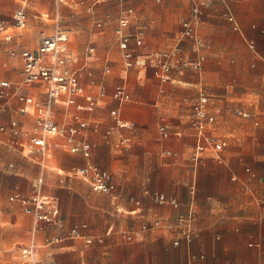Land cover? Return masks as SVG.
Wrapping results in <instances>:
<instances>
[{"label": "crops", "instance_id": "1", "mask_svg": "<svg viewBox=\"0 0 264 264\" xmlns=\"http://www.w3.org/2000/svg\"><path fill=\"white\" fill-rule=\"evenodd\" d=\"M21 1V8L12 16V10L19 5L17 0H0V23L4 22L7 27L6 31H0V40L7 44L12 43L15 37L10 31L12 26L8 25L12 21L11 16L17 23V12L21 9L26 11L29 0ZM54 1L56 17H60L63 4L80 2ZM220 1L223 4L212 1L207 7L206 15L196 25L193 37L183 36V21L190 15L182 19L180 35L165 51L180 46L190 56L182 41L194 39V54L190 57L193 60L202 58L203 61L200 68L189 67L183 72L174 70L168 81L157 77L150 65L142 64L149 55L162 51L144 53L139 48L144 46L145 40L142 46H138L132 39L130 47L139 55L140 63L128 67L116 33L124 59L123 81L107 79L95 68H87L90 80L84 82V67L80 64V55L71 46L70 38L69 46L76 56L71 66L79 72L82 85L96 98L98 105L92 109H80L62 104L56 106L55 115L62 124L70 122L74 114L89 123L76 139L91 143L89 158L63 147L61 138L53 139L50 153L44 156L37 152L25 153L20 145L9 142V135H0V146L6 147L0 149V158L3 153H9L20 159L15 168L4 169L0 165V174L9 180L12 190L29 195L35 181L44 175V180L55 183L54 193H42L56 199L58 221L64 211L66 226L75 224L73 227H80L81 236L58 235L51 240V243L64 239L84 240L82 259L72 264H264V0ZM208 15L227 17L231 28L247 41L251 50L242 59L233 60L232 64L225 63L231 68L226 73L218 68L224 63L218 57L217 36L212 29L216 26L215 20H207ZM30 16L23 25L17 23L13 26L22 29ZM44 16L41 14V18ZM46 16L49 20L50 13ZM230 17L234 18V22ZM235 25L238 29L234 28ZM43 26L42 21H32L35 35L24 36L17 40L15 46L0 47V67L15 65L13 70L8 68L6 71L11 76L17 74L20 84V53L38 47L39 29ZM133 27L129 28V32H135ZM200 28L203 35L209 31V40L198 34ZM6 33L11 34V40L4 38ZM250 43H254V47ZM17 47H21L19 52ZM91 52L95 53V47ZM210 54L213 57L209 66L201 72ZM14 58L16 62L11 63ZM134 68H137V73L128 75ZM104 71L110 73L111 67ZM1 72L4 71L0 68V80H9L14 84ZM240 73L242 79L249 78L256 83L241 93L239 100H235L236 94L227 92L206 93L211 97V109L218 118L214 131L226 139L227 146L217 151L204 143V150H200L192 115L193 104L205 95L202 93L204 82L233 81ZM120 85L129 92V100L122 102L114 98ZM7 90L12 97L6 110L0 114L2 122L10 125L16 119L22 131H32L36 115L33 109L25 114L19 112L22 102L17 95L45 100L44 87L20 85L17 88L14 85ZM77 104L86 105L87 101L79 96ZM115 109L123 120L133 125L132 128L115 121L112 115ZM238 109H244L250 115L244 117L237 112ZM109 130L110 134L107 133ZM126 138L130 142L121 144ZM29 155L33 162L24 158ZM48 158H53L60 166L57 173L59 184L54 175L49 171L45 173L42 167V162ZM89 163L109 172L110 181L115 185L113 196L94 191L87 181L65 173ZM154 192L165 193L178 203H158L153 198ZM29 216L34 231L31 242L37 245L38 253L41 246L36 240L57 229L50 228L55 222L36 229L33 217ZM180 218L184 220L180 222ZM129 236L131 239H128ZM87 238L92 242L87 243ZM76 245V241H72L66 247L74 248Z\"/></svg>", "mask_w": 264, "mask_h": 264}, {"label": "rangeland", "instance_id": "2", "mask_svg": "<svg viewBox=\"0 0 264 264\" xmlns=\"http://www.w3.org/2000/svg\"><path fill=\"white\" fill-rule=\"evenodd\" d=\"M79 3L73 5L63 4L61 6V15L58 19L56 17V7L54 0H29L27 2V8L25 13L30 16V20L26 23L22 29H18L13 25H17L12 16L15 14L17 9L21 8L23 1L17 0L19 3L12 10L11 22L8 23L12 26L10 31L14 34V40L12 43L7 44L0 40V47L6 48L7 46H15L18 43L17 40L23 39L24 36L35 35V27H31L32 21H42L44 26L39 29L40 35L42 32L47 34L54 33L58 26L64 27L69 30L71 38V46L80 55L81 66L84 67V82L90 80L87 75V68H95L97 71L105 75L107 79L113 81H123L122 76L125 75L124 70V59L122 51L116 41V27L119 23L120 17L125 10L133 8L137 14V18L134 21L133 30L137 26H145V44L139 48L144 53L165 51L170 49L175 43L176 38L181 33L182 19L191 14L192 5L194 0H104L96 2L94 0H79ZM217 1L218 4L223 1ZM71 4V2H70ZM210 6V5H209ZM207 10V8H206ZM50 13L49 20L46 16ZM41 14H44V18H41ZM209 14V10L207 12ZM39 17H35V16ZM56 17V18H57ZM54 18V19H53ZM206 19H212L216 26L212 29L216 34L218 47H219V59L222 60L223 66H219V70L226 73L231 70L225 63H230L233 60L242 59L251 50L248 47L247 41L241 37V35L234 31L227 17L214 18L208 15ZM101 23V25H99ZM205 25H203L204 27ZM21 28V27H19ZM44 29L46 31H44ZM211 29V28H210ZM31 34V35H30ZM199 35L209 40V31L206 34H202L201 28L198 31ZM31 39V38H30ZM22 42V41H21ZM183 46L188 55L194 54V39H185L182 41ZM35 46V45H34ZM31 46V47H34ZM95 47V53L91 52L92 48ZM21 47H17L16 51L19 52ZM210 54L203 66L201 72H205L208 68L212 58ZM11 63H15L16 59L10 60ZM111 67L110 73H105V68ZM1 74L7 76V78L14 81V85L20 88L19 76L17 74L11 76V73L6 70L9 68L13 70L15 65L8 64L7 67L1 65ZM198 71V73H200ZM136 74L137 68H134L128 72ZM243 76L240 73L239 76H235L233 81H218L210 82L206 80L203 85L202 93L212 94H236V99L239 100L238 96L248 91L256 82L249 78L242 79ZM132 89V86H128ZM249 97H253L249 95ZM162 123V121H160ZM159 123V125H160ZM256 130H258L256 128ZM0 149H5L6 147ZM25 153H30L25 150ZM38 153V152H37ZM23 156V154H22ZM26 158V161L33 162L30 155ZM20 159L18 156H14L9 153H3L0 158V165L4 169L15 168L19 163ZM42 167L46 172H50L54 175L56 183L59 182L60 176L57 173L60 170L59 164L53 158H48L42 162ZM67 175V172H65ZM65 175V174H64ZM80 179L78 175H74ZM80 181V180H79ZM83 181V180H82ZM0 264H33L29 260L22 256L23 245H27L34 238V231L29 214L24 213L18 202L12 201L10 196L13 193L19 192L12 190V185L9 180L2 177L0 174ZM81 182V181H80ZM55 183L53 181L47 182L44 180V175L41 176L32 186V193L36 191L54 193L53 189ZM23 194V193H22ZM25 195V194H23ZM28 196V195H26ZM24 211V212H23ZM117 213H120L116 210ZM125 214V212H121ZM59 221H56L50 228H55L52 233H47L41 239H37L36 243L41 246L39 252L36 254L37 264H72L73 262L81 261V251L84 249L83 239H72L51 243V240L56 238L58 235L63 237H70V230L75 224L66 226L65 224V212H62V216ZM49 228V229H50ZM76 241V247H66L67 244ZM86 255V253L84 254Z\"/></svg>", "mask_w": 264, "mask_h": 264}, {"label": "built area", "instance_id": "3", "mask_svg": "<svg viewBox=\"0 0 264 264\" xmlns=\"http://www.w3.org/2000/svg\"><path fill=\"white\" fill-rule=\"evenodd\" d=\"M64 1V0H59ZM101 2L104 0H94ZM212 3L211 0H194L191 14L183 21V36L193 37L195 35L196 25L201 23L206 15V8ZM137 17L133 8H129L121 15L116 33L119 38V44L124 52V59L128 67H133L140 63L139 55L130 47L132 39L138 46H142L145 40V26H137L135 32H129V28L134 25ZM27 15L24 9L16 14V21L19 25L26 22ZM234 22V18L230 17ZM101 25V23H99ZM238 29V26H234ZM5 23H0V31H6ZM4 38L11 40L9 33ZM70 35L66 29L57 27L52 34L42 32L39 39V45L36 49H25L20 53L22 76L21 85H41L45 89L46 99L38 100L32 96L18 94L17 97L22 105L19 108L20 113H29L33 109L36 115L35 124L32 131L24 132L20 128L19 121L14 119L10 125L2 122L0 118V135H9V142L20 145L30 153L38 152L46 156L50 153L54 143L53 139L61 138L64 141L63 147H68L73 153H79L89 158L92 152V145L87 140L77 141V136L89 126V123L82 119L78 114L72 116V120L66 123H60L55 115V109L58 105L77 106L80 109H92L98 105L96 98L88 93L81 83L79 72L71 64L76 60V56L69 46ZM254 47V43H250ZM93 49V48H92ZM203 59L193 60L187 56L180 46L172 51H162L149 55L148 59L142 64L150 65L154 69V74L163 81L171 78L174 70L183 72L189 67L200 68ZM14 84L9 80H0V114L4 112L10 102L12 95L8 92ZM83 96L87 104L78 105L77 97ZM114 98L119 101H127L130 94L124 86H118L114 93ZM237 112L244 117L250 114L244 109H238ZM112 115L115 121L124 126L132 128V124L123 120L118 110H113ZM217 115L211 109V97L202 95L193 104L192 124L199 138V149L204 150V143H208L217 151H222L227 146V141L214 131L217 123ZM164 135L167 136L165 127H162ZM110 130L107 132L110 134ZM128 138L121 141V144H128ZM78 175L81 179L87 181L92 189L97 192L113 196L115 185L110 181L109 172L102 169L94 163H89L67 172V176L75 177ZM153 198L158 203L177 204V200L169 198L165 193L154 192ZM12 201H17L23 207L25 213L33 217L36 229L43 224L58 221L59 205L55 198L43 195L41 191H36L31 195H23L20 192L13 193L10 196ZM180 218V222L183 221ZM159 223V222H157ZM80 227L75 226L70 230L71 237L81 236ZM131 239V236L128 237ZM60 240V238H58ZM92 239L87 238V243ZM22 256L35 263L37 260V245L32 241L23 245Z\"/></svg>", "mask_w": 264, "mask_h": 264}]
</instances>
